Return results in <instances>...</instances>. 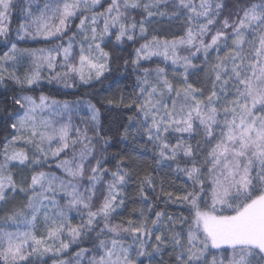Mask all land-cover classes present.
Instances as JSON below:
<instances>
[{
	"label": "snow or ice",
	"instance_id": "obj_1",
	"mask_svg": "<svg viewBox=\"0 0 264 264\" xmlns=\"http://www.w3.org/2000/svg\"><path fill=\"white\" fill-rule=\"evenodd\" d=\"M99 4L44 0L34 10L29 0L13 42L18 5L0 0V85L15 86L0 101V123L15 132L0 146V264H40L73 245L74 264H143L153 254L171 264H264V0H237L231 12L229 0H110L94 11ZM53 39L61 43L18 46ZM126 42L139 44L130 60L118 52ZM153 57L166 66L141 67ZM26 59L32 70L21 76ZM120 60L139 75L134 98L102 105L134 111L119 126L92 100L24 94L44 68L55 73L49 82L76 87L69 81H99ZM114 139L132 146L109 153ZM140 140L153 146L151 163ZM50 158L60 175L43 170ZM170 175L182 180L180 195L164 190ZM133 181L140 206L113 223ZM158 185L187 215L155 210ZM18 195L19 205L2 207Z\"/></svg>",
	"mask_w": 264,
	"mask_h": 264
},
{
	"label": "trees",
	"instance_id": "obj_2",
	"mask_svg": "<svg viewBox=\"0 0 264 264\" xmlns=\"http://www.w3.org/2000/svg\"><path fill=\"white\" fill-rule=\"evenodd\" d=\"M29 0H15V3L18 5L17 8H14L12 15H11V22H10V28L12 31L13 36V42H15V29L18 27L20 23L23 22L22 15L19 11L20 7H26ZM237 0H229V9L228 11H232L231 5L233 3H236ZM44 3V0H32V7L35 10L38 7H42ZM110 3V0H100V4L95 6L94 11H101L104 10L108 4ZM102 5V7H101ZM87 14V13H86ZM227 14V13H226ZM139 18V14H136ZM79 23V20L73 21V31L75 30V25ZM172 32H175L176 34H182L179 31L178 26L171 29ZM71 35V32H69L64 38L63 42H67L68 36ZM114 39V38H113ZM142 42V41H141ZM61 43L60 40L53 39L50 42H43V41H32V40H26L19 42V47L22 48H52L54 45ZM139 44H132L131 42H126L124 45L121 46L120 49H118V52L125 58V59H131L132 57V50L134 47H138ZM7 51V48L3 46V43L0 42V55H3L4 52ZM187 54V53H182ZM215 53L213 52L210 56V59L214 58ZM162 58L160 57H153L152 61L150 62H144L142 63L141 67H156L157 64L164 67L162 62ZM199 63V61H196ZM24 63L25 66H18L17 67V73L23 76L25 72H30L32 69L30 67V61L25 60ZM59 63V60H58ZM24 68V70H23ZM59 67L56 69V71H61ZM171 71V69H169ZM179 70V69H178ZM54 72H49L46 69L42 70V77L44 79L41 80V82L34 86L32 89H25L24 94L32 95L34 97H38L39 95L43 94L50 98L59 100V101H75L78 98H83L85 100H92L93 103H96L98 107H101L102 111V119L106 124L111 122L112 120H115L116 126H119L120 123L126 122V117L134 115L133 110L128 109H110L106 107H102L104 104L105 98H116L118 95H123L125 97H132L134 98L135 91L137 90L136 85V77L139 75V72L135 71L131 64L125 66L123 63V60L113 62L111 64V70L108 73H105L104 77H101L99 81L93 80L89 84H83L79 80H73L69 81V83L77 85L76 87H65L63 83L57 82L55 80L49 82L47 79L49 76L54 75ZM15 86H12L10 84L7 85H0V101L5 99V96H11L13 93V88ZM18 90V89H17ZM2 107V105H0ZM83 114V113H82ZM56 119H60L59 117H56ZM73 120L76 123H79V120L76 118L75 113L73 114ZM10 123V122H9ZM15 132L12 130L7 124L0 123V146L5 142V137L10 138L12 135H14ZM112 135L115 138V132L112 133ZM115 143L119 144V147H110L108 149L109 153H116L119 152L120 149H126L130 148L132 145L130 141H123L120 142L118 139H114ZM138 143L145 144V147L140 149V152L143 154V159L147 160L149 163H151V157L153 154V146L152 144H146L145 141L140 140ZM22 146V145H20ZM55 143L53 144V147H55ZM99 147V145H98ZM63 158V156L61 157ZM49 163L52 165V167H45L44 171H51L53 173H56L57 175H60L61 173L57 171L55 167V163L52 161V159H49ZM108 167H112V163L108 164ZM18 171V169H13V172L15 173ZM162 175V174H161ZM181 179H178L175 175H170L167 177V182L165 183L164 190L170 191L175 193L176 195H180V186H181ZM147 190V189H146ZM138 188L136 186L135 181L129 185L127 189H125L126 193V200H125V207L118 210V215L114 218L112 221L113 223H118L126 218H129L131 211L134 207H139V197L137 196ZM149 192L150 196H153V193L151 190H147ZM15 200H11L8 205V208H12L16 205H19L23 200V195L16 196ZM158 198V199H157ZM165 197L160 193L159 185L156 188L155 196H153V202L156 205L155 210L156 211H167L169 213L173 214H179L180 212H184L185 215H187V212H185L184 207L180 205H173V204H165ZM5 208V206H2ZM3 211H0V216H3ZM133 219H138V217L133 216ZM154 218V217H152ZM78 218L76 220H73V223H77ZM23 230V229H22ZM43 232V226L41 225L38 230V235ZM81 247H89L88 244H83ZM79 251V248L76 245L71 246L65 253H62L60 256H57L54 254V256L48 255L46 258H43L40 260V264H54L55 261L59 259H67L69 261H72L74 264V255L75 253ZM141 260H143V264H160V261L163 260L164 264H171V261L168 259V255H156L153 254V257H141Z\"/></svg>",
	"mask_w": 264,
	"mask_h": 264
},
{
	"label": "rangeland",
	"instance_id": "obj_3",
	"mask_svg": "<svg viewBox=\"0 0 264 264\" xmlns=\"http://www.w3.org/2000/svg\"><path fill=\"white\" fill-rule=\"evenodd\" d=\"M97 6V5H96ZM103 10H101V11H99V12H102ZM26 64L23 62V63H21L20 64V66H25ZM44 69H46V68H44ZM23 70H24V68H23ZM42 73V72H41ZM45 115H47V113H45ZM16 198H18V197H16ZM5 208H8V206H5ZM4 212H2V214H3ZM24 230V229H23ZM48 255H51V253L50 254H48ZM48 255H46V256H48ZM53 256H54V254H52ZM46 256H44V257H42L41 259H43V258H46Z\"/></svg>",
	"mask_w": 264,
	"mask_h": 264
}]
</instances>
